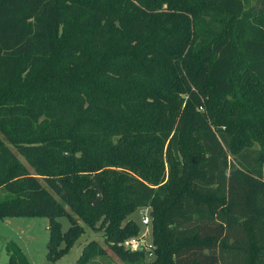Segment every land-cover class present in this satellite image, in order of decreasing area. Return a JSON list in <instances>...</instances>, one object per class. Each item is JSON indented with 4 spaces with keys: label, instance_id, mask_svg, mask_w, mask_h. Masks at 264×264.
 Listing matches in <instances>:
<instances>
[{
    "label": "trees",
    "instance_id": "obj_1",
    "mask_svg": "<svg viewBox=\"0 0 264 264\" xmlns=\"http://www.w3.org/2000/svg\"><path fill=\"white\" fill-rule=\"evenodd\" d=\"M257 1L0 0V218L47 216L54 261L83 233L75 213L144 264L121 244L147 206L150 264H264ZM106 259L89 240L75 264Z\"/></svg>",
    "mask_w": 264,
    "mask_h": 264
},
{
    "label": "rangeland",
    "instance_id": "obj_2",
    "mask_svg": "<svg viewBox=\"0 0 264 264\" xmlns=\"http://www.w3.org/2000/svg\"><path fill=\"white\" fill-rule=\"evenodd\" d=\"M251 4H258L257 0H249ZM20 160L22 158L18 156ZM23 161V160H22ZM149 207H140L126 219H132L138 227L137 237L140 238L144 250V264H150L153 259L151 244V223ZM140 212V213H139ZM147 215L149 222L141 223V216ZM74 222L83 228V233L68 247L66 252L54 261L46 258V240L48 237V217L40 216H9L0 218V264H8L6 244L12 242L20 248L30 264H75L82 246L89 240L98 242L106 251V260L112 264H124L110 251L104 241L102 230L88 228L78 215L71 213ZM61 231L66 230L70 222L65 217H58Z\"/></svg>",
    "mask_w": 264,
    "mask_h": 264
},
{
    "label": "built area",
    "instance_id": "obj_3",
    "mask_svg": "<svg viewBox=\"0 0 264 264\" xmlns=\"http://www.w3.org/2000/svg\"><path fill=\"white\" fill-rule=\"evenodd\" d=\"M262 180L264 181V168L262 171ZM148 222H149L148 216L143 214L141 216V223L147 224ZM121 246L124 249H129V250H136L137 248H142L141 240L138 237L128 238V239L124 240L122 242Z\"/></svg>",
    "mask_w": 264,
    "mask_h": 264
}]
</instances>
